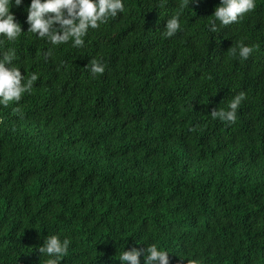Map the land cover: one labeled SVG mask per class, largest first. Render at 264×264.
Here are the masks:
<instances>
[{"label": "trees", "instance_id": "obj_1", "mask_svg": "<svg viewBox=\"0 0 264 264\" xmlns=\"http://www.w3.org/2000/svg\"><path fill=\"white\" fill-rule=\"evenodd\" d=\"M122 2L74 48L28 33L31 0H10L24 33L0 36V58L15 49L38 80L0 105V264H45L47 235L71 241L61 264H121L153 244L169 264H264V0L216 33L220 0ZM241 41L246 60L227 53ZM241 91L235 124L211 118Z\"/></svg>", "mask_w": 264, "mask_h": 264}, {"label": "clouds", "instance_id": "obj_2", "mask_svg": "<svg viewBox=\"0 0 264 264\" xmlns=\"http://www.w3.org/2000/svg\"><path fill=\"white\" fill-rule=\"evenodd\" d=\"M193 0H191V3ZM22 0H15L19 7ZM189 6L188 0H181L180 7ZM255 0H220L211 15L214 19L209 21L210 31H218L217 21L220 26L227 27L238 22L245 14L254 11ZM125 11L122 0H31L26 9L29 25L28 33L36 34L41 39H46L52 45H61L71 41L72 47L84 46V37L89 29H96L102 23H106L111 17ZM58 25V27H57ZM181 30L179 13L167 19L162 32V38H171ZM22 31L21 25L16 21L14 14L10 12V0H0V36L8 41H16ZM3 43V41H0ZM254 51V46H245L241 42L232 45L227 53L229 56L237 55L246 60ZM46 56H51L49 50ZM16 59L15 49L9 48L3 51L0 58V105L7 107L15 102L19 103L25 93H30L34 83L38 80V74L22 75L21 70L13 65ZM93 76L102 75L105 66L97 59H91L86 66ZM246 99V93L241 91L233 96L227 104V109L213 108L209 113L212 119H219L228 124L237 121V110ZM14 114L23 117L19 107L13 109ZM71 241L61 239L57 235H47L43 244L37 246L41 256L47 257L45 264H61L63 257L67 256ZM144 255L145 264H169L168 252L159 250L158 247L148 245L146 249H137L119 253L121 264H140V257ZM183 259V258H182ZM187 264H199L196 259H187Z\"/></svg>", "mask_w": 264, "mask_h": 264}]
</instances>
